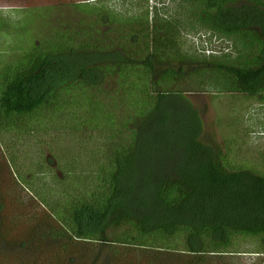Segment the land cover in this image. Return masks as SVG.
<instances>
[{
  "label": "trees",
  "instance_id": "16d2710c",
  "mask_svg": "<svg viewBox=\"0 0 264 264\" xmlns=\"http://www.w3.org/2000/svg\"><path fill=\"white\" fill-rule=\"evenodd\" d=\"M90 1L74 0L83 18L63 21L53 37L25 51L0 78L2 144L3 133H14L27 146L49 145L62 171L43 184L49 173L44 162L36 161L38 171L30 174L6 148L1 152L4 166L10 161L16 170L8 169L10 180L2 179L0 188L4 236L15 237L8 233L10 210L22 209L11 192L26 187L37 193V208L49 213L44 219L51 229L45 233L59 242L50 257H38L39 264H78L82 245L108 241L116 256L122 247L156 254L237 253L249 241L256 247L247 252L264 262V166L238 161L231 146L224 151L206 144L198 111L185 94L170 89L185 72L171 60L198 59L184 48L178 20L160 19L156 4L112 12ZM200 1L205 14L197 17L198 25L240 46L249 43L247 57L253 58L233 65L227 62L233 52L222 51L210 74L213 86L264 102V0ZM251 30L260 33L262 45L250 39ZM206 75L197 70L195 80ZM158 76L167 86L161 87ZM109 79L116 81L110 93L104 88ZM236 114L230 113L228 130L239 134L243 119ZM48 128L62 132L51 139L65 138L66 146L42 139ZM86 260L79 264H90Z\"/></svg>",
  "mask_w": 264,
  "mask_h": 264
},
{
  "label": "rangeland",
  "instance_id": "374dc122",
  "mask_svg": "<svg viewBox=\"0 0 264 264\" xmlns=\"http://www.w3.org/2000/svg\"><path fill=\"white\" fill-rule=\"evenodd\" d=\"M73 1L0 0V78L3 73L7 72L6 67H9L12 62L20 60L25 51H28L41 40L53 37V32L62 27L63 21L71 22V20L77 21L83 18V13L75 9L74 3L72 4ZM90 4L112 12H119L131 4H137V7L140 6V10L144 6L147 8L148 5L152 7L156 4L160 8L157 11L154 10L159 14L160 19L167 17L174 22L178 20L179 31L182 33L179 32V34L181 42L185 44L184 48L198 56L199 60L185 61V63L181 64L171 60L174 65L177 64L180 65L179 67L184 68L185 72L183 79L173 82L170 85V89H176L185 94L191 101L193 108L198 111L203 121L202 140L206 144L217 150L224 151L231 146L237 152L235 155H237L238 161L249 160L251 165L258 169L264 166V102H260L261 99H254L249 96L247 99L245 93H240L232 88H226V90L215 88L213 85L216 80L211 77L212 75L210 76V74H213L214 61H219L218 59L223 56L222 51L233 52L227 58L228 63L235 65L236 63H243L245 60L248 63H252L253 58L249 59L248 57L251 56L247 57L249 52L246 51L249 43L246 47L240 46L230 38L220 36L217 33L213 34L211 28L209 30L204 26H199L197 17L205 14V4L200 0H149L147 4L143 0H91ZM134 12L137 11L134 10L131 13L135 14ZM248 33L250 39L256 44L262 45V38L257 30H251ZM189 47L195 52L191 51ZM213 51L217 53L215 55L219 56L218 58L212 57ZM173 52L181 54V49L179 46H174ZM197 70L208 71V75H206V78L201 79V82L195 80ZM222 78L230 82L229 76H222ZM158 79H161V76H158ZM161 83V87L167 86L163 84L162 79ZM104 88L109 93L113 92L116 88L115 79L107 80ZM215 97L218 98L215 99ZM258 97L261 98L260 95ZM236 111L241 114L243 119L242 124L238 123L237 129L239 130L240 128L241 131L239 134L231 133L228 130L233 120L231 116L237 115ZM231 112L232 115H230ZM49 129L43 131V133L49 131L47 135L44 134L40 137L44 140L50 139L52 147L62 148V146H66V143H63V141L66 142L65 138L59 141L51 139L55 136L57 138L63 137L62 132ZM230 137L234 138V142H230ZM3 139L6 145L2 144L0 136V160L1 152H6V148L7 152L18 158L17 160L21 162L20 165L24 172L29 171L30 174L37 172L36 161L45 163L49 173L47 172L46 179H41L42 182L39 181L40 183L51 184L53 176L58 175L61 177V167H59L54 158V155L57 154L56 152L53 154L48 150L49 145L42 147L41 143L35 145L30 142V146H27L25 139H21L14 133H3ZM42 150H44L45 155L41 154ZM9 164L13 172H15V166L10 161ZM10 167L6 168L4 163L0 161V188L3 187L2 179L7 182L10 180L11 176L7 173ZM26 174L30 176L29 173ZM11 193L13 194L11 198H15L17 206L22 207V209L10 210L13 214L9 218L8 223L10 225L9 228L12 229L8 233H12L15 236L12 238L4 236L5 225L8 224L5 223V220L0 215V264H39L38 257L43 253L46 258L50 257L53 250L51 249L52 245L59 244V242L54 241L50 235L45 233L46 230L51 229L44 219L47 218L49 213L43 209L45 207L42 209L37 208L40 201L37 198V193L33 190L24 187L21 191L17 189L12 190ZM14 216L17 219H14ZM108 236L110 240L114 235ZM244 240L241 239L239 242ZM257 243H260V241H257ZM255 244V242H243L242 245H239L241 247L237 253L227 252L204 255L184 251L182 246L180 247V249H183L181 253H166L164 251L161 254H156V249L130 247L124 249L126 247H122L120 254L116 256L114 249L112 250L113 253H111L112 243L109 241L95 242L82 245L80 254L78 253L75 260H78V264L83 259H87L86 262L90 264H117L118 259L120 264H130L134 260H137L139 264H264L263 259H261L263 257H257L258 255L247 252L256 247ZM233 248L235 246L230 247L229 250ZM114 255L116 262L115 260L112 262ZM41 264H44V262H41Z\"/></svg>",
  "mask_w": 264,
  "mask_h": 264
}]
</instances>
